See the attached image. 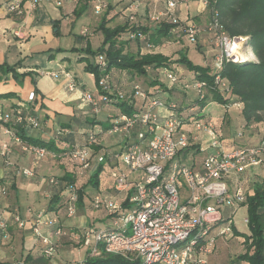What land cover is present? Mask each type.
<instances>
[{"label":"built area","instance_id":"built-area-1","mask_svg":"<svg viewBox=\"0 0 264 264\" xmlns=\"http://www.w3.org/2000/svg\"><path fill=\"white\" fill-rule=\"evenodd\" d=\"M153 1L162 2L163 8L152 12L149 15L150 21L158 22L166 18L176 23L178 4L189 0ZM197 1L201 11L207 8L208 0ZM54 2L57 6L61 5V0ZM140 3L141 0H136L128 5V9L137 11ZM105 7V4L97 0L93 5L96 13ZM6 10L15 14L22 12L15 2L10 3ZM183 28L185 36L195 44L198 29L194 23H184ZM205 31L209 33L212 44L210 62L214 73L230 59L248 58L242 57L240 53L247 37H230L220 28L215 14H211ZM97 60L100 65L104 64L103 55H98ZM162 72L170 82L176 81L170 71L164 69ZM65 76L66 90L78 93L79 107L85 104L96 105L89 92L75 85L70 73L65 72ZM215 83L221 88L225 86L218 75L215 76ZM193 88L199 94L202 84L195 83ZM36 99V93L31 91L22 101L35 104ZM234 105L241 108L240 103ZM160 109H164L166 114L161 115ZM1 116L3 121H10L9 113ZM12 117L16 125L29 131L39 129L42 120L39 114H22L21 109ZM0 132L5 137L0 139V164L3 171L11 177L33 176L34 168L50 154L49 151L23 143L11 128L4 125L0 126ZM107 133L127 141L115 151H101L92 158L90 150L93 135L89 132L88 144L70 150L67 155L79 166V175L86 170L93 172L99 163L106 164V159L112 161L114 164L109 169V175L114 189H132V193L127 196L131 207L125 212L112 199L102 195L94 196V209L103 208L115 214L111 219L112 228L106 230L90 226L78 231L69 230L63 226L58 213L46 210L37 212L30 222L31 234L41 244L40 255L52 260L61 238H67L79 242L78 245L92 241L89 255L103 252L137 264H206V256L213 252L216 238L233 235L231 223L234 210L246 202L247 194L241 184L242 175L247 171L264 168V133L255 144L229 147L220 137L213 118L181 123L160 100H152L130 115L119 116ZM14 145L21 152L32 156L34 164L31 169L13 163L11 155ZM191 151H201L199 163ZM190 157L191 162L188 161ZM129 173H137V177L130 181ZM48 183L57 188L62 184L53 177L48 179ZM5 186L0 185L2 196L7 193ZM65 188L68 196L64 212L70 218L76 214L77 186L68 184ZM222 206L227 209L226 213L221 210ZM13 221L19 228L24 224L17 214L13 215ZM0 227L6 238L8 224L0 219ZM46 227L51 228L50 234L42 232V228ZM71 264H84V259H77Z\"/></svg>","mask_w":264,"mask_h":264},{"label":"trees","instance_id":"trees-1","mask_svg":"<svg viewBox=\"0 0 264 264\" xmlns=\"http://www.w3.org/2000/svg\"><path fill=\"white\" fill-rule=\"evenodd\" d=\"M134 1L136 0H127L123 7V10L127 11L124 23L110 27L106 25L109 20L103 18L98 27L103 34L101 45L95 50L86 49L90 57L86 56L83 59L85 61L84 70L93 75L96 90L93 92L75 85L80 90L89 92L96 105L85 104L80 107L77 105L75 110L78 115L75 117V123L71 125L72 130H76L82 125L86 127L83 131L85 135L83 142H69L68 135L72 131L65 126H70V124L64 123L65 125H61L53 133L56 141L62 145L60 149L54 145L53 140L35 137L30 134L29 130H24L20 125H16L12 115L18 109H21L22 114H39L38 110L34 109L36 103H26L19 99L5 111L0 109V126L4 125L11 128L23 143L42 147L47 151H60L59 156L68 159L67 153L70 150L82 148L88 144L87 133L89 132H92L93 135L90 155L92 158L98 155L103 151L102 135L115 123V120L121 115H130L139 111L152 100L162 101L173 111L181 123H190L192 120H204L209 117L207 114L200 116L199 112L211 101L222 106L240 103L241 123L245 128H248L252 122L262 120L260 115L264 112V0H208L209 14H215L218 17L220 28L230 37H247L244 47L254 57L230 59L217 73L213 72L210 61L203 60V65L194 64L181 51H179L176 59H170L161 53L152 52L156 46L170 41L175 30L179 32V37L183 38L185 36L184 22L177 15L178 21L176 23L166 18L152 22L146 7L154 1L144 2L141 0L143 1L142 7H144L141 15L139 9L135 12L128 9V5ZM10 3L12 2L7 1L3 5L6 8ZM139 15L153 23L152 30L149 26L140 24ZM142 47L143 52H141ZM98 55H103V65L99 64ZM16 67L17 64H0V80H5L8 75L12 78H19L27 74H18ZM164 69L174 74L176 78L174 83L170 82L163 74ZM112 71L118 73L119 81L113 79ZM216 75L225 83L223 88L215 83ZM161 76L166 78L172 86L165 85L161 81ZM100 80H102L101 84L99 83ZM175 83L185 86L191 85V87L195 83H201L202 89L199 94L196 92L191 96L175 88L173 86ZM174 93H180L181 98L172 96ZM12 96L10 92L1 93L0 99L11 98ZM104 107H116L122 110L118 115L111 117L110 125L107 126H102L99 121H96V114ZM5 113L10 115L9 122L2 120L1 115ZM40 116L42 117L40 128L35 130H40L45 123V117ZM256 132L258 129L250 128V133ZM219 135L223 140V134L219 132ZM247 142L230 139L224 141V144L228 146L237 143V146H247L256 143ZM69 161L73 165H77L70 159ZM102 167L103 164L99 163L89 176L88 182L92 186L97 185V177L102 171ZM63 178L66 179L65 186L68 184L76 185L72 175L65 174ZM52 196L47 206L48 210L58 213L61 208L65 209V202L59 203L58 195ZM81 199V189L77 188V201L80 202ZM244 205L246 206L249 233L233 229V235L243 238L244 246V251L237 255L236 259L243 264H264V179L252 186L251 192L246 195ZM83 259L84 264H137V262H129L121 256L108 255L103 252L89 255L87 251ZM48 261L50 260L41 255L35 257L27 255L24 258L26 264H48Z\"/></svg>","mask_w":264,"mask_h":264},{"label":"crops","instance_id":"crops-1","mask_svg":"<svg viewBox=\"0 0 264 264\" xmlns=\"http://www.w3.org/2000/svg\"><path fill=\"white\" fill-rule=\"evenodd\" d=\"M7 1L18 3L22 12L20 14L8 12L3 5V3ZM97 1L101 2V0ZM126 1L127 0H107L108 7L105 11L103 9L96 13L93 9L96 0H61L60 6H57L54 0H37L36 3H34V0H0V64H17L16 71L18 74L27 73L19 78H12L8 75L5 80H0V94L10 92L13 95L11 98L0 99V109L5 111L15 101L18 99L24 100L31 91H34L37 97L34 109L36 111L38 110V113L45 117V123L40 130H31L30 134L43 140L51 139L53 140L54 145L60 149L62 145L56 141L53 133L65 123L70 124V126L66 125L65 127H68L69 130L71 129L72 131V133L68 135L69 142H83L85 137L83 131L86 127L82 125L76 130H72L73 128L71 126L75 123V117L78 115V112L75 110L79 103L77 100L78 93L76 91L66 90L67 78L63 73H70L74 83L82 89L93 92L96 90V83L93 75L84 70L85 61L83 59L84 57L89 56L86 49L95 50L101 45L102 37L100 34L101 31L98 27L103 18L109 20L106 25L110 27L124 23L127 11H124L123 7ZM145 1L148 0H144V2ZM190 2L179 3L175 13L182 20L183 17H181V14L185 13L186 16L190 13L191 9L194 8L196 10L195 14L197 15L195 16L193 23L202 26V23L200 22L203 19V12L200 10L199 2L193 1V5H191ZM140 6L141 7H138V9L139 14L141 15L143 14L144 9V7H142L143 1H141ZM146 8H148V15H150L152 12L162 9L163 5L162 3H151ZM101 12V18H98L97 16ZM140 15L138 16V19L141 20V25H146L150 28L153 27V23L149 22L147 19L145 20V18ZM76 27L77 29H75ZM150 30H152V28ZM174 35L179 36V32L175 30ZM207 36L206 32H201L197 43L199 46L197 47V45H195L198 49L197 51L202 55L201 63H199L201 65H203L202 60L203 58H206V56L208 62L211 61L212 58V49H210V52L207 48L204 49V46L210 43L207 42L209 39ZM92 40L96 43L95 46H93L94 44L91 42ZM62 41L64 43H62ZM75 42H77L79 46H76ZM167 42L156 46L152 52L161 53L168 56L170 59H174L173 57L175 55L170 57L169 54L162 51L166 49L164 46ZM209 45H211V43ZM185 48L184 51H182L181 47L174 50H177V53L181 51L186 54L187 47ZM13 51L19 53V55L17 54V57L22 56L23 58L30 59L26 60V62L22 61V58H19L13 60L15 62L12 63L11 60L14 59L15 56H10L13 54ZM143 51L144 49L142 47L141 52ZM36 53L40 56L46 54L47 60L55 59L56 63L47 68H40L38 60H35L34 58L32 60V56ZM172 65L175 66L176 64ZM111 76L116 81L119 78L116 71H112ZM89 78L94 82L92 87L88 86ZM193 95L194 94L191 96ZM233 106L240 109L232 104L222 106V108L223 111H225V108L232 109ZM121 111V108L104 107L96 114V121H99L102 126L110 125L111 117L118 115ZM159 112L161 115L166 114L164 109H160ZM222 118L223 116L217 121H221L220 119ZM263 133L264 126L258 125V132L253 134L249 132L248 141L251 135H256V138L251 140V142H257ZM3 138L5 137L0 132V139ZM126 141L127 139L121 138L118 135H110L105 132L102 135V150L105 152L115 151L122 147ZM236 144L237 143H233L228 146H236ZM59 152L60 151H49L50 154L46 157L49 158V162L43 163V167L55 165L59 168L60 173L56 175L63 181V185L59 188L49 185L47 182V179L49 178L48 176H53L54 174L44 175V179H40V174L38 172L40 165L38 164L34 168V175L31 177H11V175L4 172L5 170L3 171L0 164V185H6L8 193L11 192L10 197H19L17 205L14 206L12 203V206H14L13 211L6 208L9 206L7 202L2 205L3 207L0 206V219L8 224V236L6 238L3 237L6 240L3 244L5 245V250L10 254V257L3 261L0 258V264H12L18 262L26 264L24 262L25 256L29 255L35 257L40 255L41 244L39 240L31 234L30 220L33 215L39 211L46 210L49 213L51 212L48 210L47 206L51 197H53L52 195H58L60 199L59 203L65 202L68 195L65 188L66 179L63 178L65 174L74 177V183L77 188L81 189L82 199L80 202L77 201L76 204L77 224H72L71 221L75 218L66 217L63 208L58 210V216L61 221L64 217V220L62 221L64 227L66 226V228L80 230V228L87 226L97 227L95 223L98 221L111 220L115 214H110L103 208L94 209L92 207V200L96 195L106 196L116 203H119L125 212L131 207V204L127 201V196L132 193V189L123 191H117L114 189L113 181L109 175V169L114 164L112 161L106 159V164L103 163L102 171L97 177V185L92 186L88 182V178L92 172L86 170L83 174L79 175V166L73 165L69 161V158L67 159L61 157V155L59 156ZM191 153L194 158L197 157L196 162L199 163L201 154L195 156L197 155L195 152L191 151ZM11 160L18 166L23 164L32 166L34 164L32 156L21 152L16 145H14ZM55 161L57 162L56 164L54 163ZM136 177L137 173L128 174L130 181L134 180ZM36 187L43 189L42 195L37 198H32L30 193ZM8 193H6V195ZM4 197L5 196L0 195V200ZM20 201L23 202L24 209L20 206ZM26 207H28V213L25 210ZM93 209L99 211L96 212ZM20 210H24L22 211V215L19 214L21 218L23 220H28V222H25L21 228H19L12 219V213L16 211L20 212ZM87 211L92 213L91 216L88 217L84 215ZM25 225H27V229ZM110 228H112L111 225ZM42 232L44 234H50L51 228H42ZM64 242H66V239L61 238L57 252H59L61 248L64 249L66 246V244L64 245ZM77 247H85L86 251L82 255V258H84L87 251L89 252L92 248V241L84 245L79 244ZM62 249L60 254L57 253L52 260L48 261V264H64L60 261V257H63ZM17 250H19L18 253H16ZM206 264L211 263L208 260V263Z\"/></svg>","mask_w":264,"mask_h":264},{"label":"rangeland","instance_id":"rangeland-1","mask_svg":"<svg viewBox=\"0 0 264 264\" xmlns=\"http://www.w3.org/2000/svg\"><path fill=\"white\" fill-rule=\"evenodd\" d=\"M193 1H197V0H189L188 2H190L191 5H193ZM36 2H37V0H35V3ZM101 2L106 5V7L104 8V11H105V9L108 7V2H107V0L106 1L101 0ZM195 11L196 10L194 8H192L188 15L185 16V13L181 14V17H183L182 21L185 24L191 25L194 22L195 16L197 15V14H195ZM202 12H203V19L200 22V23H202L201 24L202 26H198L197 23H194V25L198 29V33H197L196 39H195V41H197V42L199 41L198 38H199L200 33L206 32L205 28H206V26L210 20V16H211L209 14V11L207 8L204 9ZM101 14H102V12L100 14H98L97 17L99 18L101 16ZM98 18H97V20H98ZM75 29H77V27ZM100 34H101V37L103 40V34L102 33H100ZM206 34L208 35L207 38L210 37L208 32H206ZM171 40L172 41H168L166 43V45L164 46L166 48L165 50H162L164 53L169 54L170 57H172V55H175L173 58L176 59L178 57L179 52L177 53V50H174V49H178V47H181L182 51H184L186 49L185 47H187L186 54L192 60V62L194 64L201 63V58H202L201 53L197 51L198 49L196 48L195 44L191 43L186 36H184V38H180L178 35H174ZM91 42L94 44L93 46L96 45V43L93 40ZM207 42L209 43L210 39H208ZM62 43H64V42L62 41ZM209 44L204 46V49L207 48V50L210 52L211 51L210 49H212V47H211L212 44L211 45H209ZM75 45L79 46L77 42H75ZM196 45H197V47L199 46L198 44H196ZM12 53L13 54H11L10 57H12L13 55L15 56L14 59L11 60L12 63L15 62L13 60H17L19 58L20 59L22 58V61H26V60L30 59V58H28V59L23 58L22 56L17 57V54L19 55L18 52L13 51ZM240 53H241L242 57H249V58L253 57L252 54L244 46L241 47ZM33 58L35 60H38L40 68H47L48 66H53L56 63L55 59H48L47 60L46 54H43L42 56H40L38 53H36L32 56V60H33ZM206 58H207V56H206ZM206 58H203V60H206V62H208V60ZM63 74L65 76V73H63ZM161 78H162L161 81L165 85L172 86V84L166 78H163L162 76H161ZM89 79L90 80H88V86L92 87L93 86L92 84H94V82L91 80V78H89ZM173 86L175 88L181 90V91L186 92L188 95H192V94L196 93L195 89L193 87H191V85L185 86V85L180 84V83H175V84H173ZM172 96H174L176 98H181L180 93H174ZM199 114H200V116L207 114L209 117L213 118L216 121L218 131L223 134V136H224L223 140L224 141L233 139L234 141L246 142V141H248V135L250 132V128L257 130L258 125L264 126V112L261 113V115H260L262 118L261 121L252 122V123H250L248 128H245V126H243L241 123L242 122V114H241L240 109L233 106L232 109L225 108V111H223L222 105H220L219 103L214 102V101L208 102L203 107V110L201 112H199ZM222 116H223V118L220 119L221 121H217ZM255 138H256V135H251L248 142H251V140H254ZM230 147H233V146H230ZM196 154L197 155H195V156H199L201 154V151L196 152ZM196 158H195V160H196ZM48 159L49 158L45 157L44 159H42L38 162V165H40V168L38 169V172L40 174V179L41 178L44 179L43 178L44 175L54 174L53 176H48V177L49 178L53 177L55 179L60 180L62 183L60 186H62L63 181L59 177H57V175H56V174L60 173L59 168L55 165L43 167L44 166L43 163L49 162ZM50 160H54V159H50ZM191 160L192 159L190 157L188 159V161L191 162ZM54 163L56 164L57 162L55 161ZM20 166H21V168H28V169H31L33 167V165L31 166V165H27V164H25V165L23 164ZM48 179H47V182H48ZM262 179H264V168H258V169L247 171L246 173H244L241 177V184H242L244 190L246 191V194L251 192L252 186L255 183L260 182ZM36 181H37V178H36ZM31 182L34 183L33 181H31ZM48 184L51 185L50 183H48ZM1 186H5V185H1ZM42 190L43 189L36 187L30 193L31 194L30 196L32 198L40 197L42 195ZM7 193H8V190H7ZM10 194H11V192L8 193L7 195H3L5 197L0 200V206L6 204V202H7V204H9V206H7L6 208L11 209L13 211L14 206L17 205V203H18L19 197L18 198L17 197H15V198L10 197ZM14 201H15V203H14ZM12 203L14 206H12ZM20 206L24 209L23 202L20 203ZM25 210L28 213V207H26ZM221 210H223V212H225V213L227 212V209L223 208V206L221 207ZM22 211H24V210H22ZM22 211L21 210H20V212L16 211V212H13L12 214L13 215H15V214L22 215L23 214ZM94 211L98 212L99 210H94ZM76 214L73 216L75 219H73L71 221L72 224H77V219H76L77 215ZM91 214L92 213L90 211H87V212H85L84 215L89 217V216H91ZM13 215H12V219H13ZM20 215H19V217L21 218ZM245 218H246V207H245V205H241L234 210L231 227H233L234 229L241 231L243 233H249L248 228H247V223L245 222ZM63 220H64V217H63L62 221ZM25 222L27 223L28 220L27 219L23 220V223H25ZM95 225L97 227H94V226H90V227L96 228V229L100 228L102 230H106V229L110 228V225L112 226V222H111V220L98 221L97 223H95ZM25 227L27 229V225H25ZM65 228H66V226H65ZM66 229L78 231L77 229H70V228H66ZM230 235L231 234H228L227 236H218L216 238L215 243H214L215 248H214L213 252L209 253L206 256L207 263L209 260V262L211 264H242V263H239L237 261L236 257H237V255H239L240 253H242L244 251L243 238L235 236V235H233V236H230ZM64 239H66V242H64V245L66 244V246L64 247V249L61 248L63 250V253H62L63 257H60V259H61L60 261H62L64 264H71L72 261H75L77 259H82V255L86 251L85 247H81V248L77 247L79 242L70 241L67 238H64ZM5 242H6V240L3 238V230L0 227V258L2 261L10 257V254H8L9 252L7 250H5V245L3 244ZM61 249H60V251H61ZM60 251L57 253L60 254ZM18 252H19V250L16 251V253H18Z\"/></svg>","mask_w":264,"mask_h":264},{"label":"bare ground","instance_id":"bare-ground-1","mask_svg":"<svg viewBox=\"0 0 264 264\" xmlns=\"http://www.w3.org/2000/svg\"><path fill=\"white\" fill-rule=\"evenodd\" d=\"M235 48H236V49L238 48V44H236Z\"/></svg>","mask_w":264,"mask_h":264}]
</instances>
